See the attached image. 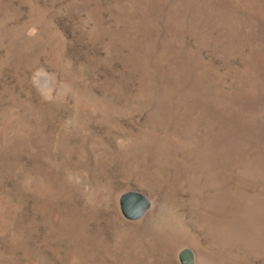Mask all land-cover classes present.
<instances>
[{
    "label": "rangeland",
    "instance_id": "rangeland-1",
    "mask_svg": "<svg viewBox=\"0 0 264 264\" xmlns=\"http://www.w3.org/2000/svg\"><path fill=\"white\" fill-rule=\"evenodd\" d=\"M185 248L264 264V0H0V264Z\"/></svg>",
    "mask_w": 264,
    "mask_h": 264
},
{
    "label": "water",
    "instance_id": "water-1",
    "mask_svg": "<svg viewBox=\"0 0 264 264\" xmlns=\"http://www.w3.org/2000/svg\"><path fill=\"white\" fill-rule=\"evenodd\" d=\"M120 211L123 217L131 222L143 219L152 209V200L140 191H126L119 198ZM180 264H196L193 250L185 248L179 253Z\"/></svg>",
    "mask_w": 264,
    "mask_h": 264
}]
</instances>
